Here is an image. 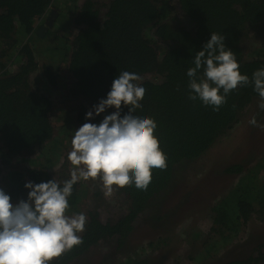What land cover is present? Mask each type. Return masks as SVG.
Masks as SVG:
<instances>
[{
    "label": "trees",
    "instance_id": "obj_1",
    "mask_svg": "<svg viewBox=\"0 0 264 264\" xmlns=\"http://www.w3.org/2000/svg\"><path fill=\"white\" fill-rule=\"evenodd\" d=\"M55 1L0 0V166L40 152L34 160L37 167L28 170V181L20 169L6 173L5 186L1 188L11 196L13 204L28 199L30 190L25 187L26 183L55 179L49 167L64 137L54 124L57 118L52 120L57 103L41 87L43 83L54 88L63 86L61 72L48 64L41 66L32 46L35 37L41 39L55 32L56 21L48 24L44 32L38 24L46 13L53 17ZM75 2L69 0L66 9L58 14L56 20L60 27L52 37L55 43L47 49L56 57L62 56L67 63L72 84L64 95L67 94L68 100L76 97L74 109L78 125L101 123L107 112L97 116L93 111V119H87L86 114L101 99L107 98L119 72L136 73L140 77L136 83L146 92L140 102L142 106L133 114L156 121L155 135L167 157V167L152 170V181L146 190L137 189L134 184L124 188L113 186L132 201L130 213L116 223H103L98 213L91 211L85 230L78 234L82 243L50 264L79 260L99 243L111 239L124 242L123 246L136 225L134 221L158 206L154 197L168 187L179 167L210 151L240 121L247 106L261 99L251 83L233 90L219 111L205 106L199 99H189L187 70L194 66L192 60L203 50L212 32L225 36L226 48L235 53L241 74L251 79L256 70L264 68V52L247 57L243 45L251 28L259 26L264 30V0H176L178 17L169 16L168 8L160 0ZM24 37L27 40L22 43ZM12 55L20 61L16 70L7 69ZM34 74L40 75V83L35 81ZM148 75L156 79L147 78ZM201 76L202 71L197 74L198 80ZM111 111L116 109L113 107ZM128 112L129 108L122 106L121 115ZM234 168L241 169V166L234 165L230 170ZM68 179L70 175L56 180L62 184ZM248 186L243 189L241 185L240 190H235L229 205L220 206V201L211 207L213 229L217 225L229 230L234 225L230 231H239L240 225L249 223L256 210L264 219V191L256 195L253 186ZM88 189L80 181L73 186L68 198L72 211L88 196ZM242 241L250 243L245 238ZM236 245L239 244H233L229 255L218 264L264 261V238L244 256L243 248Z\"/></svg>",
    "mask_w": 264,
    "mask_h": 264
},
{
    "label": "rangeland",
    "instance_id": "obj_2",
    "mask_svg": "<svg viewBox=\"0 0 264 264\" xmlns=\"http://www.w3.org/2000/svg\"><path fill=\"white\" fill-rule=\"evenodd\" d=\"M68 1L56 0L52 4L54 15L51 24L56 21L55 32L60 27L57 16L61 9H66L65 4ZM77 1L80 3L82 0ZM160 1L162 6L168 8L169 16H180L176 9V0ZM50 18L46 13L39 19L41 31L47 29ZM55 32L51 36L44 35L41 39L35 37L32 46L41 66L48 64L61 72L63 86L60 85V88L49 87L44 83L41 85L47 94L51 95L54 103H57L52 120L57 118L54 124L59 134L64 136L61 138V148L56 152L52 166L49 167V171H53L52 177L60 180L68 177L73 167L67 157L72 148L74 132L80 126L75 119L76 97L68 100L67 94L64 95L66 88L72 84L66 70L67 63L63 61L62 56L56 57L47 49L55 43L52 39ZM26 40L27 37L22 38V43ZM243 45L247 57L264 52V30L259 26L251 28L244 38ZM14 55L8 59L9 70H16L20 63ZM38 74H34L36 82L41 78ZM146 77L156 79L154 75ZM261 102L264 101L259 99L247 106L240 121L218 140L210 151L199 159L179 167L178 174L168 187L154 197L153 200L158 206L140 215L124 246L119 247L115 241H104L71 264H128L126 261H133L134 257L145 259L143 264H218L229 255L228 251L233 244H239L234 247L243 248L242 256L252 252L257 246L256 243L264 238V219L260 218L259 212H253V218L249 223L240 225L239 231H230L234 225H231L229 230L216 225L215 230L211 207L220 201V206L229 205L234 200V191L240 190L241 185L243 189L248 185L253 186L256 195L264 191V109L259 107ZM111 110L112 108H109L105 112L110 115ZM253 117L256 120L255 125L250 122ZM39 153L36 151L26 154L22 156L23 159L18 157L11 162L13 164H2L0 188L5 186V175L11 169H20L24 173L25 181H28V170L37 167L34 166V160ZM234 165L241 166V169L230 170ZM80 182L89 187L88 196L74 208V212L69 207L66 215L85 213V209L96 207L103 220L109 221L115 220L125 211L127 198L117 189L113 188L112 194L106 196L99 178ZM256 206L259 209V203H256ZM243 238L250 243L245 244ZM230 254L235 255L234 252ZM260 264H264V261Z\"/></svg>",
    "mask_w": 264,
    "mask_h": 264
},
{
    "label": "clouds",
    "instance_id": "obj_3",
    "mask_svg": "<svg viewBox=\"0 0 264 264\" xmlns=\"http://www.w3.org/2000/svg\"><path fill=\"white\" fill-rule=\"evenodd\" d=\"M192 63L194 66L187 70L189 99H199L219 111L233 90L251 83L264 101V68L256 70L251 79L241 74L235 53L226 48L224 35L212 32ZM139 80L136 73L119 72L107 98L86 114L87 119H93V111L98 116L106 109H116L98 125L85 123L75 130L67 157L73 166L70 179L62 184L56 179L28 182V199L16 204L0 189V264H50L82 243L78 234L85 230L86 215H66L68 198L78 181L99 178L109 196L113 186L134 184L146 190L152 181V170L166 169L167 157L155 135L156 121L133 114L142 106L146 92L136 83ZM122 106L129 108L123 116ZM259 107L264 109V102ZM250 122L255 125V118Z\"/></svg>",
    "mask_w": 264,
    "mask_h": 264
},
{
    "label": "flooded vegetation",
    "instance_id": "obj_4",
    "mask_svg": "<svg viewBox=\"0 0 264 264\" xmlns=\"http://www.w3.org/2000/svg\"><path fill=\"white\" fill-rule=\"evenodd\" d=\"M1 189V188H0ZM126 198H127V207H126V209H125V211L124 212H122L121 213V215L119 216V217H117L115 220H109V221H104L103 220V218H102V215H101V213H100V211L98 210V208H96V207H93V208H91V209H85V215H86V222H88V220H89V214H90V212L91 211H95V212H97L98 213V216H99V218L103 221V223H105V222H111V223H116L117 221H119V219L120 218H123L124 216H126L127 214H129L130 213V209H131V204H132V201L130 200V198L129 197H127L126 195H124ZM74 212V211H73ZM138 218H140V217H138ZM137 218V219H138ZM137 219L134 221L135 223H136V221H137ZM134 228H135V226H134ZM111 241H115L116 242V244L119 246V247H121L122 246V244L124 243V242H119V241H117V239H111V240H109V241H105V242H111ZM104 242V241H103ZM127 242H126V240H125V244H126ZM124 244V245H125ZM123 245V246H124ZM131 258H132V256H131ZM136 257H134L133 258V261H132V259L131 260H127L126 261V263H128V264H143V263H145L146 262V260L145 259H143V258H138V259H135ZM71 262H73V261H71ZM70 262V263H71ZM69 263V264H70Z\"/></svg>",
    "mask_w": 264,
    "mask_h": 264
},
{
    "label": "water",
    "instance_id": "obj_5",
    "mask_svg": "<svg viewBox=\"0 0 264 264\" xmlns=\"http://www.w3.org/2000/svg\"><path fill=\"white\" fill-rule=\"evenodd\" d=\"M51 20H52V18L49 20V22H50V23H48L49 25H51Z\"/></svg>",
    "mask_w": 264,
    "mask_h": 264
}]
</instances>
